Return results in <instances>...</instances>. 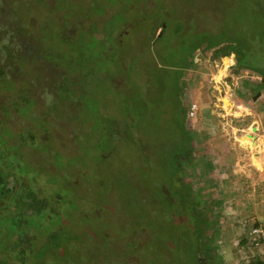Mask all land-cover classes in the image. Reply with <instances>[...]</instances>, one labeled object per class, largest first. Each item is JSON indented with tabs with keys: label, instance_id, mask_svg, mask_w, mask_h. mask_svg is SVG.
Wrapping results in <instances>:
<instances>
[{
	"label": "rangeland",
	"instance_id": "obj_1",
	"mask_svg": "<svg viewBox=\"0 0 264 264\" xmlns=\"http://www.w3.org/2000/svg\"><path fill=\"white\" fill-rule=\"evenodd\" d=\"M0 1V21H9L8 1L21 41L36 43L48 63H69L67 82L74 78L68 94L59 92L65 110L58 106L51 115L52 94L36 93L37 106L22 78L20 104L18 88L0 81L3 102L19 105L16 112L2 110L0 164L9 163L16 185L47 200L52 216L23 223L32 256L21 262L11 249L0 250L3 264H33L42 258L39 243L53 233L50 264H244L241 255L264 252V245H249L240 253L237 243L256 212L242 190L264 178L257 171L263 164L252 157L259 149L246 137L264 126V89L255 72L264 73V0ZM242 40L241 59L254 71H239L236 54L216 55ZM211 41L219 43L210 48ZM146 68L155 73L145 75ZM167 72L181 77L187 122ZM224 79L247 106L231 117L222 109ZM185 123L194 152L177 167L186 155ZM12 132L36 138H24L22 154L24 141L9 139ZM244 166L253 173L247 184ZM16 203L4 199L0 210L7 215ZM197 211L207 225L193 223ZM15 223L0 216V225ZM8 234L0 226V247L19 241V234Z\"/></svg>",
	"mask_w": 264,
	"mask_h": 264
},
{
	"label": "trees",
	"instance_id": "obj_2",
	"mask_svg": "<svg viewBox=\"0 0 264 264\" xmlns=\"http://www.w3.org/2000/svg\"><path fill=\"white\" fill-rule=\"evenodd\" d=\"M3 4L4 6H6V9L9 11V13L7 14V18L9 21L8 22L0 21V81L3 80L5 85L8 83L7 86L14 87L15 90L18 88V91H17L18 96H16V99L18 100V103H20V100L25 101V98L23 94L21 93L22 92L21 87L17 85V81H19L22 78H27L28 83L26 85V90H28L32 94L34 98L33 100L36 101L37 106L41 102L38 101L34 97L35 94L46 92V93L52 94L55 100V103L53 104L55 105V108L49 111V115H51L52 114L51 112H53L55 109L58 110L57 108L58 106H59V109L63 112V110H65V105L61 107L59 104L60 102L62 103L63 101L59 96V92L64 93L63 94L64 96L68 94L69 89L67 87L70 86L71 83L73 84L71 79H74L72 77L69 78L70 79L69 82H67V79H66L68 78L67 71L69 70V67H70L69 63H65L66 66H64L65 65L64 63L63 64L62 63H52V62L48 63L47 60L44 57H41L39 53L36 51L35 46H34L36 45V43H33V41H29V43H27L28 40H26V42H24L25 40L21 41L22 38L24 37L19 27V23L17 22L16 17L12 15L9 9L8 1H5ZM128 6H130V4H128ZM128 6H124V9L126 10L129 9ZM158 27L159 29H161L162 25H159ZM163 31L164 29L162 30V32ZM63 37L64 38L67 37L66 33L65 35L63 34ZM243 40L239 42L240 44L238 43V41H234L236 42L235 45H228L227 47H224V49H221L216 52V55L220 57H226L232 54H236L238 58L237 69L239 71L244 70V69H251L248 67V64L245 63L241 59V53H240V50H238V47H240L241 44L245 43V41ZM217 43L216 42L214 43L211 41L209 47L211 48V47L217 46ZM146 69H143V71L145 75L148 74L147 76H149L150 73H155L154 71H150V70L148 71V69L147 70ZM251 70L254 71L253 69ZM106 71H107V74L111 73L109 69H107ZM255 72L259 73L261 77L260 84L257 86L259 91H261V89H264V73L258 72V71H255ZM122 74L123 73L121 72L119 75H122ZM165 77L172 78L173 75L172 73L167 72ZM173 79H175L176 81L172 83L176 84V92L178 93L177 96H178V100L180 104L179 109H181L182 112L184 113L185 122H187L189 110L183 104V101H182L183 91H182V86H180L179 84V82L181 81V77L177 75L173 77ZM15 81H16V84L14 83ZM1 89L2 88H0V90ZM4 89L5 88L3 87L2 91ZM134 89L136 90L139 88L135 86ZM8 90H12V89L8 88ZM170 92L173 94L174 89L170 90ZM52 95H50V97ZM4 96L0 97V124H4V121L2 119V115H3L2 110L5 109L4 106L10 107L9 105L3 102ZM51 105L52 104L50 105L43 104L44 107H49ZM17 107H19V105L16 106V108ZM16 108L15 109L11 108V110L16 112L17 111ZM9 112L13 113L12 111H9ZM182 130L184 134V136L182 137V140H183V145L186 146L184 147L186 149V155L183 157H179L178 159L179 162H178L177 167H180L182 163H184L185 161H188L194 152L193 151V148H194L193 140L194 139L192 135L190 134V132L187 130L186 123L182 127ZM10 135L11 136L9 137V139L11 138L16 139V141L20 143L21 141H24V144L21 143L22 154L25 153V149L28 147L27 145L28 142H26L24 138L26 137L29 140L31 139L32 141H34L36 138L35 133H31V132L29 133L19 132L16 134L12 132V134L10 133ZM9 139L7 140L9 141ZM15 145L20 149V146H19L20 144H17L16 142ZM1 162L4 163V160L3 161L1 160ZM4 164H5L4 165L5 167H3V164L2 165L0 164V204H1V201L4 199L12 198L13 200H17L16 208L14 209V211L13 210L10 211L8 206L7 205L5 206V208L9 210L7 215L11 216L12 220H16L17 223L13 225H0V226L1 227L8 226V233H9L8 237H11L13 234H19L20 239L18 242H13V241L11 243L2 242V246L0 247V250L11 249L14 253L15 259L21 262H25L27 259L26 257L27 254H30L32 256L33 250L31 249V244H33L34 242H33V239L30 237L29 231H26L28 230V225H22V224L33 221L34 219L32 220V216H41V217L43 216L42 222L46 221L47 219H51L52 216L48 211L51 205L47 200L38 198L36 194L30 191L29 189L22 188L21 186L16 185L20 181L19 178H17L13 170H10L8 168L9 163L6 164L5 162ZM5 168L9 169L11 173L9 171H6ZM11 177L14 178V181L9 180V178ZM24 195H26L27 198L24 199L23 198ZM7 215H4L2 211L0 210V216L6 217ZM193 218H194V222H193L194 224L207 225L206 223L207 220L202 219L201 216L198 214V211L193 213ZM10 226H11V230H10ZM258 226H261V224L257 222L256 220L253 221L252 225H248L249 233L244 235V237L241 239V246H246L248 244L251 246L254 245L253 244L254 241L252 239V236L250 235V232L253 228L258 227ZM23 231H25L26 233H23ZM55 238H56V234L53 233V236H51L50 238L48 237L47 242L45 241H41L40 243L38 242L40 245L39 248L42 250L41 251L42 258L37 259L35 257L34 258L32 257L34 259L33 264H50V260H51L50 259L51 258L50 249L54 247ZM25 245L29 246L28 250L25 247ZM1 258L2 257L0 256V264H3ZM250 264H264V261H262L259 257H257L253 259Z\"/></svg>",
	"mask_w": 264,
	"mask_h": 264
},
{
	"label": "crops",
	"instance_id": "obj_3",
	"mask_svg": "<svg viewBox=\"0 0 264 264\" xmlns=\"http://www.w3.org/2000/svg\"><path fill=\"white\" fill-rule=\"evenodd\" d=\"M188 63H190V59L188 61ZM194 63V62H193ZM261 99L260 100H263L264 102V93L261 95L260 97ZM206 108H204V106L202 105L201 106V109L206 113L210 112L209 109L207 108V105H205ZM260 129H262L264 131V126H258ZM246 137L250 138V140H253L254 139V136H249L246 135ZM263 147H264V141H263ZM262 147V148H263ZM257 159L256 160H260L261 163L263 164V167H264V149L263 151H257ZM255 154V155H256ZM240 161H238V164H239ZM258 164H260V162H257ZM259 166V165H258ZM244 168L246 170H243L244 172V181L245 183L247 184L248 183V177L251 176L253 173H251L249 171V169H247L246 166H244ZM257 171L258 172H261L262 174H264V171L263 169L260 168V166L257 168ZM255 173V172H254ZM247 176V177H246ZM246 177V178H245ZM247 192L245 193L244 195H247V196H251L254 198V202H253V205H255V209H256V212L254 214V219L259 222L261 224V226H264V178L263 180L257 182L253 187L252 189H249V188H245L242 190V192ZM246 196V197H247ZM249 233V232H248ZM244 236H241L240 240L237 241L238 245L240 246L239 247V251L240 253H244L243 251H246L247 248L249 247V244L246 245V246H241V239L243 238ZM241 262H243L245 264V262H247V264H250L251 261L257 257H259L262 261H264V252L263 253H257L255 255H241ZM247 258V259H246Z\"/></svg>",
	"mask_w": 264,
	"mask_h": 264
},
{
	"label": "built area",
	"instance_id": "obj_4",
	"mask_svg": "<svg viewBox=\"0 0 264 264\" xmlns=\"http://www.w3.org/2000/svg\"><path fill=\"white\" fill-rule=\"evenodd\" d=\"M223 65H224V63H223ZM227 66H228L227 68H230L232 65L229 64ZM213 80H214L215 84L217 85L216 87H217L218 92H220L221 91L220 80H217L216 76H213ZM224 81H225L224 85L226 88L224 89L225 91L223 92V96L221 98V100L224 104L222 109L224 110V113L227 116L231 117V116H233L234 110L236 112L243 111V110L245 111L247 106L244 105V103L239 100L238 96L235 95L234 85L228 83L227 80H225V79H224ZM251 128H253V127H251ZM252 131H253V129H252ZM255 131L257 133L255 132V133H253V135H249V136H254L253 140H255L254 142L256 143L255 147L257 149H259L256 151H263L264 147L262 144L264 141V131L262 129H260L258 126L255 127ZM246 149H249V148H246ZM252 154H253V152H252ZM252 157H255V154H253ZM250 235L252 236V239L254 241V243H253L254 246L261 247L262 245H264V226H258V227L253 228L250 232Z\"/></svg>",
	"mask_w": 264,
	"mask_h": 264
},
{
	"label": "bare ground",
	"instance_id": "obj_5",
	"mask_svg": "<svg viewBox=\"0 0 264 264\" xmlns=\"http://www.w3.org/2000/svg\"><path fill=\"white\" fill-rule=\"evenodd\" d=\"M231 59V58H230ZM228 63V62H227Z\"/></svg>",
	"mask_w": 264,
	"mask_h": 264
}]
</instances>
